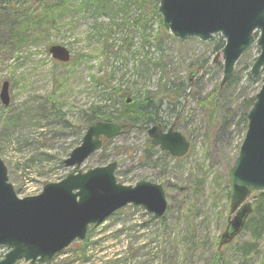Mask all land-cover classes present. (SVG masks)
<instances>
[{"label":"rangeland","instance_id":"1","mask_svg":"<svg viewBox=\"0 0 264 264\" xmlns=\"http://www.w3.org/2000/svg\"><path fill=\"white\" fill-rule=\"evenodd\" d=\"M140 6L132 0H115L114 11L124 9V12L111 18L72 10V15L68 14L65 23L52 30L47 40L53 45L67 47L75 59L74 64L55 61L46 52V41L29 54L13 55L0 50V87L8 81L11 96L8 107L0 101V158L7 166L9 180L18 196L35 195L47 183L57 182L74 171L64 165V160L81 144L85 135L84 111L93 105L113 103L121 108L123 99L156 91L165 83L182 86L187 96L179 101L174 111V106L165 102L161 116L166 125L176 122L177 129L190 141L189 153L184 158L175 159L167 153L149 150L147 131L134 129L105 142L81 170L85 172L116 162L115 175L123 185L134 186L144 180L166 182V196L172 221H175L172 224L178 227L176 231L182 236L186 231L185 211L190 209L197 216L195 220L191 217L197 247L193 245L186 252L184 264H213L216 251H224L227 247L222 238L234 216L228 197V172L235 163L245 134L240 123L242 107L262 86L264 66L257 76L251 75L260 54L257 46L260 34L255 33L254 44L241 56L232 77L222 86L223 49L217 46L219 38L223 39L221 35L208 42L197 37L178 39L165 29L162 16L156 10L160 7L158 0H145L144 9ZM104 45H111L115 54L108 50L103 52ZM152 63L159 64L160 68ZM195 71L198 74L189 78ZM108 74H113L112 87L128 91L118 98L113 97L112 101L104 98L102 88H96L92 79V76L101 78ZM214 93L220 96L217 112L205 108V102L212 99ZM176 115H179L177 120ZM212 115L222 116L218 125L211 120ZM144 156L148 159L144 160ZM254 197L252 193L247 202H252ZM131 208H126L125 217L102 224L89 242L102 241L110 231L116 232L120 221L127 217H132V225L147 221L145 211ZM116 221L119 222L113 226ZM130 235L133 239L145 235L146 245L154 239L149 233L138 234V231ZM133 239H129L130 243H135ZM247 239L238 236L229 243L233 246L228 255L229 264H245L239 250ZM103 246L107 251L109 248L122 251L126 247L125 244L117 247L109 240L97 247ZM83 247L84 242H75L66 251L76 253ZM133 247L140 246L134 244ZM161 251L164 250H158ZM4 252L0 249V255ZM69 253L48 264H63L71 255ZM106 255L98 254L97 258ZM157 262L165 264L161 258ZM260 263L261 256L248 261V264ZM18 264L30 263L21 261Z\"/></svg>","mask_w":264,"mask_h":264},{"label":"water","instance_id":"2","mask_svg":"<svg viewBox=\"0 0 264 264\" xmlns=\"http://www.w3.org/2000/svg\"><path fill=\"white\" fill-rule=\"evenodd\" d=\"M159 11L165 27L180 39L199 37L208 41L214 34L222 33L227 40L222 85L231 78L235 63L253 43L256 29L262 33L258 41L261 54L252 74L257 75L264 65V0H162ZM49 52L62 63L71 59L70 52L60 45L51 46ZM0 99L9 105L8 82L3 83ZM248 119L240 155L229 172L233 211L251 192L264 191V78ZM174 127L163 132L162 127L154 126L148 134L154 147L181 158L190 144ZM129 128L126 124L104 122L90 126L82 145L72 152L65 165L81 166L100 149L101 137L113 139ZM116 167L112 163L86 173H72L60 183L47 184L39 196L19 199L0 158V247L9 249L0 264H16L22 259L32 264L49 261L75 240H85L90 225L103 223L128 205L141 206L157 218L163 217L168 208L164 186L146 181L124 186L114 176ZM250 211L249 205L239 210L225 241L242 230Z\"/></svg>","mask_w":264,"mask_h":264},{"label":"trees","instance_id":"3","mask_svg":"<svg viewBox=\"0 0 264 264\" xmlns=\"http://www.w3.org/2000/svg\"><path fill=\"white\" fill-rule=\"evenodd\" d=\"M115 0H0V50L8 51L10 54L14 53H27L37 47L44 41L47 42L46 52L48 47L53 44L52 41L47 40L51 35L52 30H56L59 26L65 23V17L72 15V10L75 12H92L93 14L104 16L108 18L113 17L114 14L121 11H114L113 5ZM140 7L144 9L145 0H132ZM160 2V0H158ZM158 11V7H156ZM143 18V16H142ZM141 18V19H142ZM119 26V25H114ZM216 37L214 38V40ZM108 42V39H106ZM218 48H224L223 39L219 38ZM106 50L113 52L111 45H104L103 52ZM75 59L70 64H74ZM160 68L157 63H152ZM95 85L102 86L104 98L112 101L113 96H119L123 94L121 88L112 87L113 74H108L106 77H94ZM108 90V91H107ZM186 88L182 86H173L172 83H165L156 91H147L143 95L134 96L130 104L126 103V100H122V107L116 108L113 103L110 106L93 105L90 109L83 112L84 126L87 127L90 124L98 121H114L125 122L134 125L136 130H148L149 126L156 124H165L166 120L161 116L164 103L172 104L176 110V106L179 101L187 96ZM214 97L209 98L205 102V108H211V112H217L220 96L213 94ZM255 102V96L247 100L242 107L243 114L240 118L243 132L247 130L248 120L247 115ZM179 115H176V119ZM221 115H212L211 120L216 121V125L220 122ZM13 121L11 118L10 123ZM9 123V121H8ZM149 150H156L148 141ZM144 160H147V156H144ZM252 213L249 215L245 228L240 236L247 237L241 244L239 253L243 254L244 263L248 264V261L253 257L261 256V263L264 264V192L255 193V197L252 199ZM133 211H138L139 208H131ZM126 209L119 211L114 215L112 220L121 219L122 216H126ZM148 219L143 224L132 225V217L120 221V228L116 232H109L108 236L99 242H89V238L94 236L95 229L92 227L89 233L88 239L84 242V247L80 248L78 252L69 253L67 259L63 264H157L158 258H161L165 264H178L179 260L181 264H184L186 252L189 249L197 247V243L194 244V236L196 230L194 227V221L197 217L188 209L185 211L184 222L186 225V231L182 236V233H178L177 226L173 225L175 221H172L171 212L161 219H157L152 215L145 214ZM191 217L193 219L191 220ZM119 221L113 225L115 226ZM138 229V230H137ZM138 231V234L149 233L150 237H154L153 241L148 245L144 244L143 237H134L130 235L132 232ZM175 238L176 240H173ZM133 239L135 243H130ZM109 240L113 242L117 247L120 244H125L126 247L121 251L119 248H109L107 251L106 246L98 248ZM140 243L144 244L141 245ZM134 244L140 247H133ZM181 246V249H177ZM233 246L228 245L224 251H216L213 264H229V253ZM98 248V249H97ZM97 249V250H96ZM159 249L164 251L158 252ZM95 250V251H94ZM147 253H144V251ZM92 252H96L95 255H89ZM66 253V254H68ZM107 253L106 256L98 257V254ZM168 254V255H166Z\"/></svg>","mask_w":264,"mask_h":264},{"label":"bare ground","instance_id":"4","mask_svg":"<svg viewBox=\"0 0 264 264\" xmlns=\"http://www.w3.org/2000/svg\"><path fill=\"white\" fill-rule=\"evenodd\" d=\"M122 102V101H121Z\"/></svg>","mask_w":264,"mask_h":264}]
</instances>
